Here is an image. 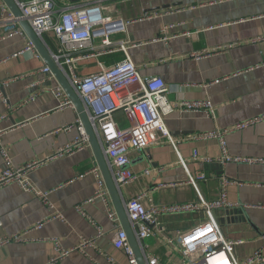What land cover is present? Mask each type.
Wrapping results in <instances>:
<instances>
[{
	"label": "crops",
	"instance_id": "crops-1",
	"mask_svg": "<svg viewBox=\"0 0 264 264\" xmlns=\"http://www.w3.org/2000/svg\"><path fill=\"white\" fill-rule=\"evenodd\" d=\"M96 3L98 0H56L58 8ZM105 16L122 25L110 35L115 48L116 43L127 42V54L139 74L163 79L170 103L208 100L212 104L210 114L175 111L165 118L175 148L159 139L141 153L131 154L130 169L136 174L150 170V174L120 188L123 209L132 198H139L145 208L214 202L226 179L231 207L213 212L212 217L228 239L243 242L240 258L263 247L264 166L222 165L215 160L220 155L217 141L192 138L264 114V41L250 43L264 37V0H120V5L105 9ZM9 31L0 22V128L5 130L1 142L16 167L43 162L30 171L28 179L38 192L46 194V200L16 184L0 189V237L17 233L25 240L0 248V264H50V240L54 238L66 250L78 246L81 238L93 241L58 264H129L113 247L121 224L110 199L115 221L108 219L100 200L82 206L103 231L99 237L76 210L95 191V178L89 171L96 163L90 148L51 159L79 136L77 113L74 109L56 111L57 101L50 90L57 83L37 73L45 65L40 58L22 52L25 38H1ZM94 43L101 50L97 37ZM192 54L204 55L195 59ZM116 57L122 60L124 56L116 51L94 57L77 64L75 71L81 76L97 72L101 66L118 62ZM116 119L121 126L127 125L122 115L117 114ZM67 126L71 129L63 132ZM225 140L231 156L264 158V122L229 134ZM204 159L215 161L205 163ZM196 173L205 174L207 180L189 183L187 174ZM57 214L62 220L53 218ZM204 216L207 220L208 215ZM202 221L201 214L163 217L165 233L144 242L143 260L145 253L162 264H178L177 233L192 230ZM38 223L41 227L35 229Z\"/></svg>",
	"mask_w": 264,
	"mask_h": 264
},
{
	"label": "built area",
	"instance_id": "built-area-1",
	"mask_svg": "<svg viewBox=\"0 0 264 264\" xmlns=\"http://www.w3.org/2000/svg\"><path fill=\"white\" fill-rule=\"evenodd\" d=\"M12 1L34 34L43 40L58 69L67 76L97 136L111 178L117 188L120 189L137 180L140 176H149L150 174V170H145L142 174H136L128 167L131 154L141 153L159 139L170 143L175 148V143L164 122L166 117L175 111L211 113L212 104L208 100L183 101L178 104L170 103L167 98L168 89L163 79L159 77H142L139 74L127 54V42L120 41L116 43L117 47L115 48L110 35L121 30L122 25L116 24L115 21L112 22L110 18L106 17L105 9H113V7L120 5V0H98V4L63 8L57 7L56 0ZM0 22L4 23L10 30L4 37H1L2 39L14 35L22 36L25 38L26 44L22 52H31L39 58L32 43L18 27L17 21L1 0ZM108 26L110 29L107 30ZM96 37L101 50L95 46ZM263 41L264 37H257L252 39L250 43ZM116 51L122 53L124 57L111 66H101L99 71L83 76L78 75L75 71L76 65L80 62L113 54ZM203 55L192 54L191 57L199 59ZM37 73L46 75L48 80L54 79L46 65L39 69ZM50 92L57 101L56 111L62 112L65 109H74L71 101L59 86L50 90ZM37 96H39V93L30 96L29 101H33ZM119 113L127 121L125 127L121 126L116 119V115ZM262 122H264V114L239 122L224 130L200 133L193 136L192 139L217 141L220 155L215 160L222 165L232 163L264 166V158L231 156L228 153L225 140L229 134L242 131ZM75 123L79 127V136L73 142L58 150L51 159L89 148L88 139L79 118L76 119ZM70 129L71 127L67 126L63 128V132H68ZM4 133L5 130L0 128V156L3 162V168L0 170V189L9 184H16L24 192L32 193L36 198L45 201L46 194L38 192L28 179L30 171L43 162L35 161L20 167L14 166L9 150L1 142ZM192 157L193 160H196V152ZM215 160L204 159V162L210 163ZM179 164L185 167L181 159H179ZM89 173L95 178L94 194L92 198L78 206L76 210L96 229V237H99L102 236L103 231L84 213L82 206L100 200L107 208L109 220L115 221V214L110 210L109 196L96 164L93 165ZM187 175L188 182L191 184L207 180L203 173ZM229 183L228 180L224 179L221 182L219 199L209 203L186 202L145 208L139 198L128 200L124 205L125 214L131 224L140 251L144 249L146 240L165 233V228L161 225L163 217L202 214L203 221L196 228L177 233L176 251L180 255L178 264H240L236 249L242 246L243 242L228 239L222 233L217 220L212 217L213 212L231 207L227 204L226 186ZM205 214L208 215L207 220ZM53 218L62 220L59 214L53 216ZM40 227L41 224L38 223L35 229ZM24 241L22 234L4 235L0 237V248ZM80 241L78 246L66 250L61 246L58 239H51L53 255L50 264H58L61 259L69 254L78 252L81 248L93 244L90 239L81 238ZM112 242L113 247L125 255L129 264H137L126 233L121 227L117 229ZM143 257L145 264H162L154 255L144 253ZM243 264H264V246L253 250L244 258Z\"/></svg>",
	"mask_w": 264,
	"mask_h": 264
},
{
	"label": "water",
	"instance_id": "water-1",
	"mask_svg": "<svg viewBox=\"0 0 264 264\" xmlns=\"http://www.w3.org/2000/svg\"><path fill=\"white\" fill-rule=\"evenodd\" d=\"M9 10V12L12 14L14 19L17 21L18 27L24 32L27 39L32 43L35 51L39 55V58L42 60V62L49 68V71L51 75L53 76L55 82L57 85L64 91V93L67 95L69 100L71 101L75 112L77 113V116L81 122L82 128L84 130L85 135L88 139L89 148L93 154V158L95 160L96 166L98 167L101 177L104 181L109 199L111 201V204L117 214L118 220L121 224V227L126 233L128 243L133 251L135 260L137 264H145L141 251L138 245V242L135 239V236L132 232V228L129 225V222L127 220V217L125 215L123 204L120 198V189L116 187L114 184L109 169L107 167L105 158L102 154L101 147L98 143L97 136L95 135L89 121L87 118V115L83 109V106L77 97L76 93L72 89L67 76L64 75L56 66L54 61L51 58V55L44 45V42L42 39H40L38 36L34 34L32 29L29 27L28 23L22 18L20 11L14 4L12 0H1ZM110 29L108 26L107 30ZM118 115H121L120 113ZM130 167V165L128 166ZM202 215V214H201ZM203 218V216H202ZM255 229V228H254Z\"/></svg>",
	"mask_w": 264,
	"mask_h": 264
},
{
	"label": "rangeland",
	"instance_id": "rangeland-1",
	"mask_svg": "<svg viewBox=\"0 0 264 264\" xmlns=\"http://www.w3.org/2000/svg\"><path fill=\"white\" fill-rule=\"evenodd\" d=\"M76 67H77V65H76ZM242 251V249H239V247L236 249V252H237V259H238V261H239V263L240 264H243V260H244V258H240L238 255H239V253ZM246 251V250H245Z\"/></svg>",
	"mask_w": 264,
	"mask_h": 264
},
{
	"label": "trees",
	"instance_id": "trees-1",
	"mask_svg": "<svg viewBox=\"0 0 264 264\" xmlns=\"http://www.w3.org/2000/svg\"><path fill=\"white\" fill-rule=\"evenodd\" d=\"M121 57H116L115 61H120Z\"/></svg>",
	"mask_w": 264,
	"mask_h": 264
}]
</instances>
